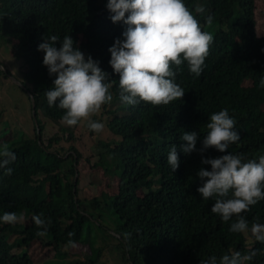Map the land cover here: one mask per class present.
Masks as SVG:
<instances>
[{"label":"trees","instance_id":"16d2710c","mask_svg":"<svg viewBox=\"0 0 264 264\" xmlns=\"http://www.w3.org/2000/svg\"><path fill=\"white\" fill-rule=\"evenodd\" d=\"M184 2L214 41L199 77L190 74L186 62L177 73L175 82L185 91L182 100L153 107L120 100L119 76L109 64L108 49L117 38L123 39L127 26L111 21L107 0H0V45L23 59L22 82L34 96L35 107L27 93L38 123L28 132L11 128L10 122H1L0 112V130L6 133L0 146L7 144L16 155L9 165L11 175L0 169V216L5 212L24 216L14 225L0 222V264H200L211 256L219 264L221 256L237 251L241 256L255 252L244 264H264V243L248 237L250 231L231 233L235 217L224 222L211 212L215 198L200 196L197 188L202 181L196 175L201 167L211 170L201 163L199 149L210 115L223 109L235 119L234 130L240 135L228 152L245 161L264 155V88L259 86L264 77V32L258 33L255 0ZM197 6L206 9L204 14L195 13ZM51 35L61 40L71 36L74 47L86 59L98 61L113 84L112 102L96 114L108 135L88 130L99 134L89 152L72 139L71 131L68 137L59 133L47 141L44 137L40 115L56 123L63 115V110L47 103L45 93L55 76L43 65L44 53L37 50ZM1 63L5 70L0 68V75L8 77L11 70ZM184 132L199 133L197 150L189 154L181 150L187 145L180 139ZM64 140L67 144L62 145ZM172 145L179 158L174 172L167 164ZM228 152L209 148L203 157ZM91 164L102 168L110 189L82 197L79 171ZM40 214L51 221L44 236L36 235L43 229L32 220ZM243 216L249 229L253 223L264 224V200ZM104 231L109 242L102 240ZM32 245L42 251V260L29 252Z\"/></svg>","mask_w":264,"mask_h":264},{"label":"clouds","instance_id":"9594fccd","mask_svg":"<svg viewBox=\"0 0 264 264\" xmlns=\"http://www.w3.org/2000/svg\"><path fill=\"white\" fill-rule=\"evenodd\" d=\"M106 8L112 13L113 23L122 21L127 26L122 33L123 39L117 38L108 49L111 54L109 64L119 76L120 100L130 106L144 102L153 107L182 100L185 91L175 82L176 75L185 62L190 74L201 75L214 41L213 35L202 30L184 0H107ZM194 11L202 15L206 9L197 6ZM207 22H212L211 16L207 17ZM58 41L61 43L59 48L55 46ZM37 50L44 53L43 65L55 76L52 87L45 93L49 107L57 106L63 110L62 121L67 126L84 122L89 130L101 132L104 125L92 117L113 100L110 92L113 84L108 73L91 56L86 59L68 35L62 40L57 35L48 36ZM9 74L14 76L8 73V77ZM259 86L264 88V77ZM209 121L199 152L201 163L210 165L211 170L201 167L197 171L196 175L202 181L197 191L204 200L215 198L211 212L219 215L222 221L228 222L235 217L229 227L231 233L250 231L257 241L264 243V224L253 223L249 229L243 216L251 206L264 200V155L245 161L242 155L228 152L230 144L239 141L240 135L234 130L236 121L227 109L212 113ZM198 137L197 132H184L180 139L187 145L181 150L185 154L196 151ZM209 148L228 154L218 158L203 157ZM15 160V152L7 144L0 146V169L6 170L7 175L12 174L9 165ZM167 164L173 172L179 167L175 145L168 152ZM23 219L24 216L16 212H5L0 216V222L9 225ZM32 220L37 229H43L36 235L44 236L51 221L43 218V214L34 215ZM69 244L74 246L71 239ZM254 256V251L245 256L237 251L221 256L219 264H244ZM200 264H217V257L211 256Z\"/></svg>","mask_w":264,"mask_h":264},{"label":"rangeland","instance_id":"374dc122","mask_svg":"<svg viewBox=\"0 0 264 264\" xmlns=\"http://www.w3.org/2000/svg\"><path fill=\"white\" fill-rule=\"evenodd\" d=\"M255 11L258 20V33L262 34L264 32V0H255ZM0 59L8 66L11 70V73L14 76L22 79V72L24 71L23 59H17L13 56L10 51V47L6 45H0ZM20 87L14 83L10 77H5L0 75V112H2L1 122H4L5 119L11 126V128L23 129L26 132L33 130L34 125H38L37 120L32 117L30 109V101L28 100V91L24 89L26 87ZM99 115H94V119L98 122H101L98 118ZM42 124L44 125V137L45 140L49 137H52L55 133H59L64 137H68L70 131L73 132L72 139H78L80 147H83L86 152H89L87 149L91 148L95 140L98 139L99 134H93L89 132L86 123L81 122L77 126H67L62 120L60 122H54L43 115H40ZM64 130V131H63ZM102 134L108 135L107 131H101ZM4 129L0 130V139L4 140L6 135ZM112 138L109 136V139ZM90 139V140H89ZM65 141V140H64ZM94 141V142H93ZM5 142V141H2ZM1 142V143H2ZM62 145L67 144V142H61ZM96 160V158H94ZM90 165L81 171H79L80 182L78 187L82 197H91L94 195H100L102 192H109L110 186L107 183L109 182L107 178L103 176L102 168L98 167L94 169ZM102 240L105 242L110 241L109 235L104 231L101 232ZM251 232H249L248 237H251ZM29 252L35 254L37 260L40 259L41 250L37 245H32ZM107 251L105 252V254ZM80 256V254H79ZM104 256L100 258V263H103ZM110 260V258H109ZM107 264L108 262L105 261ZM105 263V264H106ZM111 264V263H110Z\"/></svg>","mask_w":264,"mask_h":264},{"label":"water","instance_id":"95a60500","mask_svg":"<svg viewBox=\"0 0 264 264\" xmlns=\"http://www.w3.org/2000/svg\"><path fill=\"white\" fill-rule=\"evenodd\" d=\"M0 68L5 70V67H4L2 64L0 65ZM9 77H10V78L13 80V82L16 83L17 85H19V86H21V87H23V88L26 87V86L22 83V81H20V80L17 79L16 77H14L12 74H9ZM28 93H29V95L31 96L32 103H33V107H35V99H34V96H33V94H32L31 92L28 91ZM76 178H77V175H76Z\"/></svg>","mask_w":264,"mask_h":264}]
</instances>
